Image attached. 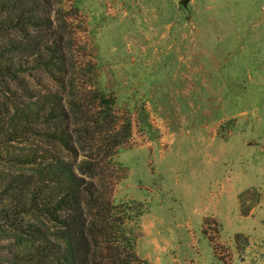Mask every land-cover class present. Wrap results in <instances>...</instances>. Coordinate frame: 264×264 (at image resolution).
Instances as JSON below:
<instances>
[{
  "label": "rangeland",
  "instance_id": "rangeland-1",
  "mask_svg": "<svg viewBox=\"0 0 264 264\" xmlns=\"http://www.w3.org/2000/svg\"><path fill=\"white\" fill-rule=\"evenodd\" d=\"M37 7L48 27L32 36L59 41L65 65L61 74L22 78L36 94L77 107L69 131L80 155L107 149V135L85 129L101 93L132 121V138L103 166L111 199L143 204L139 257L264 264V0H43ZM12 86L13 99L28 101ZM37 139L28 144L46 148ZM15 146L19 152L22 144ZM54 154L67 156L48 142Z\"/></svg>",
  "mask_w": 264,
  "mask_h": 264
},
{
  "label": "trees",
  "instance_id": "trees-1",
  "mask_svg": "<svg viewBox=\"0 0 264 264\" xmlns=\"http://www.w3.org/2000/svg\"><path fill=\"white\" fill-rule=\"evenodd\" d=\"M42 1L0 0V264H149L137 253L143 204L116 203L104 180L103 163L114 162L132 138L131 119L120 118L115 98L101 93L85 129L107 135V149L80 155L69 131L77 107L36 94L22 78L61 74L65 65L59 41L32 36L48 27L37 7ZM12 85L28 101L13 99ZM37 138L46 148L28 144ZM18 142L19 152L13 150ZM48 142L67 156L48 155Z\"/></svg>",
  "mask_w": 264,
  "mask_h": 264
},
{
  "label": "water",
  "instance_id": "water-1",
  "mask_svg": "<svg viewBox=\"0 0 264 264\" xmlns=\"http://www.w3.org/2000/svg\"><path fill=\"white\" fill-rule=\"evenodd\" d=\"M189 0H181L182 6H186Z\"/></svg>",
  "mask_w": 264,
  "mask_h": 264
}]
</instances>
